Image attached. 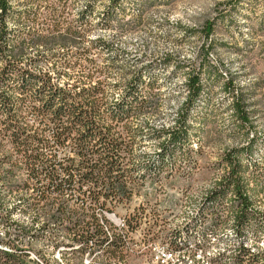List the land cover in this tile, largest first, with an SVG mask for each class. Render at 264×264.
Returning a JSON list of instances; mask_svg holds the SVG:
<instances>
[{
    "label": "rangeland",
    "instance_id": "1",
    "mask_svg": "<svg viewBox=\"0 0 264 264\" xmlns=\"http://www.w3.org/2000/svg\"><path fill=\"white\" fill-rule=\"evenodd\" d=\"M22 1L12 0L16 12L34 6L24 5ZM54 1H59L70 29L63 28L62 36H51L48 41L25 44L22 62H32L42 71L49 70L54 81L63 83L72 82L81 73L80 67H70L66 69L67 75L60 77L52 71V64L58 66L64 57L79 60L85 65L84 71L93 73L92 85L101 81L104 104L92 116L102 125L112 123V115L118 119L112 123L117 125L111 135H121L119 157L131 188L128 200L117 198L110 203L108 199L105 205L93 206L88 213L104 218L101 223L110 233L121 234L114 227L115 219L144 221L145 225L137 226V233L149 234L153 241L175 252L179 251L177 244L201 248L197 244L207 240L201 249L206 252H192L199 262L216 257L213 263L248 264L247 256L238 261L235 254L232 258L229 252H215L218 240L234 237V213L227 198L216 214L206 213V220L200 226L192 217L202 203L205 190L222 172L213 164L227 150L252 141L251 152L243 156L251 168L244 177L251 207L258 213V223L252 221L246 227L247 245L252 250L256 246L264 249V0ZM43 11L41 17L45 15ZM16 23L10 22V27L17 32ZM19 28L28 30L24 23ZM194 74L199 77L201 90L189 104L187 80ZM235 95L240 96L249 112L244 123L234 113ZM13 97L18 94L14 93ZM183 113L187 137L172 144L168 142V131L182 125L179 117ZM3 117L0 110V118ZM34 119V115H24L29 124ZM28 152L42 153L44 157L51 153L58 155L43 158L48 165H54L55 160L64 161L63 155L71 157L69 163L74 167L79 163L71 142L60 147L35 144ZM5 154L10 161L1 165L7 167L16 162L18 168L12 181L22 182L27 178L26 166L11 142L3 140L0 160ZM155 159H162L161 164L147 169V163ZM254 179L259 180L257 184ZM7 183L10 182L0 178V197L4 202L0 214L17 204L27 207L36 198L32 189L11 187ZM54 196L51 194V199ZM66 203L68 209L79 208L73 199ZM37 215L40 211L31 209L13 214V219L24 225ZM255 223L263 229L261 235L255 233ZM190 226L192 236H187L185 230ZM48 230L51 238L57 234L59 247H63L52 248L47 236L32 244L29 251L49 264L59 259L63 264H159L154 253L141 254L139 249H133L127 235L123 239L121 262L114 263L105 256L89 262L81 260L78 243L62 237L63 227L52 226ZM195 260L181 257L167 264H195Z\"/></svg>",
    "mask_w": 264,
    "mask_h": 264
},
{
    "label": "trees",
    "instance_id": "2",
    "mask_svg": "<svg viewBox=\"0 0 264 264\" xmlns=\"http://www.w3.org/2000/svg\"><path fill=\"white\" fill-rule=\"evenodd\" d=\"M22 2L24 5L34 6L16 12L12 0H0V110L5 115L0 118V144L6 140L15 147L16 155L26 166L27 178L19 183L12 181L18 167L16 162L8 164L7 167L1 165L10 161L7 154L1 156L0 178L4 182H10L7 185H13L11 187L32 189L36 198L27 207L21 208L22 205L17 204L7 208L4 215L0 214V223L6 230L10 225L14 226L10 229V241H16L17 245H23L27 250L32 249V244L45 238V228L51 224L56 228L63 227L65 233L62 237L78 243L79 252L84 251V244L94 242L93 253L102 254L104 247V253L111 255L105 256V259L108 258L114 263L121 262L125 235L110 233L101 223L105 219L88 213L93 206L105 205L108 199L111 203L117 198L128 200L131 196L127 171L119 157L121 143L118 138L121 135H111L117 125L112 123L118 119L112 115V123L102 125L92 116L104 104L103 87L101 81L91 84L93 73L84 71L85 65L79 60L72 61L64 57L60 58L58 66L52 64V71L60 77L67 75L66 69L77 65L80 67L81 73L72 82L63 83L54 81L49 70L42 71L32 62H22L21 55L25 44H38L60 37L65 32H62L63 28L67 31L71 27L65 23L64 10L59 8V1ZM43 9L45 15L41 17ZM12 21L17 22V32L10 27ZM23 23L28 26V30L19 28ZM187 89L190 104L201 90L197 74L189 77ZM14 93L18 97H13ZM239 97H233V108L234 113L244 123L249 118V112ZM25 114L35 116L32 124L24 120ZM179 120L182 125L168 131V142L172 144L187 137L186 114L183 113ZM26 130L32 132L28 133ZM66 142L72 143L73 155L79 158L76 167L69 163L72 162L69 155L62 157L64 161H68L66 164L64 161L55 160L54 165H48L44 159L47 156L56 158L58 155L51 153L44 157L42 153L28 152L29 147L35 144L60 147ZM252 146L251 141L245 146L229 149L213 164L214 168L222 172L205 190L202 203L192 219L200 226L206 213L216 214L223 200L227 198L230 202L229 209L234 213V237L227 241L218 240L215 243V252H229L232 258L235 254L234 258L238 261L247 256L248 264H260L259 261L264 264V249L256 246L252 250L247 245L249 231L246 227L252 221L258 223V213L251 207L248 184L244 177L251 168L245 163L243 156H248ZM161 162L162 159L149 161L146 168H156ZM255 181L257 184L259 180ZM53 193L55 196L51 199L50 195ZM68 199H73L79 208L68 209ZM3 205L0 197V208ZM31 209L40 211V215L30 223L23 225L13 219V214ZM256 228L255 233L261 235L263 229L259 224H256ZM191 229L192 226L186 228L185 235L192 236ZM55 236L53 238H58L57 234ZM117 242H120L122 250H115ZM206 242L207 240L200 241L197 246L204 248ZM185 245L177 244L176 247L179 251L191 252L183 250ZM19 252L0 249V264H32L24 263L21 256L25 254ZM61 256L64 258V253L61 252Z\"/></svg>",
    "mask_w": 264,
    "mask_h": 264
},
{
    "label": "built area",
    "instance_id": "3",
    "mask_svg": "<svg viewBox=\"0 0 264 264\" xmlns=\"http://www.w3.org/2000/svg\"><path fill=\"white\" fill-rule=\"evenodd\" d=\"M103 212H105V210ZM113 216H115V214H113ZM115 221L117 225L114 227L121 230V235H127V239L129 241H132L133 249H139V253L141 254L143 252L157 253V259H164L167 252H169V251H166L165 248H163L161 244H158L157 241H153L152 237L149 234H138L137 233V226L145 225L144 221H140L137 219H124V218H118V219H115ZM50 225L51 224L47 225L45 228V238L49 236L48 245H51L52 248H62L63 246L59 247L58 238H51V231H49L48 228L52 227L53 225L51 226ZM11 228L12 227L10 225L9 229L6 230L3 224L0 223V233H1L0 234V248H6V251L8 252L20 251L19 254H22V253L25 254V256H21V259L24 261V263L32 262V264H45V262L36 261V256H34V254H30V251L23 248V245H17L16 241H10V229ZM53 240H54V243H52ZM9 242H10V245H9ZM93 246H94V242H91L88 245L84 244V251L79 252V255L81 256V260H86L89 262V259H96V258H101L104 256H111V255L104 253V247H102V254H94ZM16 248H17V251H15ZM115 250H122V248H120V242H117ZM183 250H190V251H194L197 254H200L201 248L192 247V248H183ZM207 264H222V263L207 262ZM260 264H262V262Z\"/></svg>",
    "mask_w": 264,
    "mask_h": 264
},
{
    "label": "bare ground",
    "instance_id": "4",
    "mask_svg": "<svg viewBox=\"0 0 264 264\" xmlns=\"http://www.w3.org/2000/svg\"><path fill=\"white\" fill-rule=\"evenodd\" d=\"M105 229H106V226H104ZM163 248H165L166 251H169L167 252L166 256L164 257V259H157V253H154V259L157 260V262L160 264V263H165L167 264L168 262H170V260H179L181 257L183 259L185 258H192L193 260H195V253H192L194 251H191L189 253H185V252H182V251H172L170 250L169 248L165 247V246H162ZM0 249H3L4 251L6 250V248H0ZM202 249V248H201ZM202 251V250H201ZM205 252V251H204ZM32 253V251H30V254ZM34 253V252H33ZM32 253V254H33ZM58 254V253H57ZM34 256H36V261L38 262H45V264H49L45 259L41 258L39 255L37 256L36 253H34ZM220 259V257H218ZM198 260H200L201 258L200 257H197ZM216 260V257L212 258V259H208L207 262L209 263H213V261ZM56 261V260H55ZM113 262V261H112ZM172 262V261H171ZM206 260L202 261V262H199L197 260H195V264H207ZM219 263V262H218ZM51 264V263H50ZM55 264H63L62 260L59 259V261H56Z\"/></svg>",
    "mask_w": 264,
    "mask_h": 264
}]
</instances>
